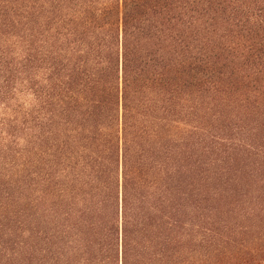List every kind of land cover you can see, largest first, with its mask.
Segmentation results:
<instances>
[{"label": "trees", "instance_id": "trees-1", "mask_svg": "<svg viewBox=\"0 0 264 264\" xmlns=\"http://www.w3.org/2000/svg\"><path fill=\"white\" fill-rule=\"evenodd\" d=\"M255 217L264 0H0V264H190Z\"/></svg>", "mask_w": 264, "mask_h": 264}, {"label": "rangeland", "instance_id": "rangeland-1", "mask_svg": "<svg viewBox=\"0 0 264 264\" xmlns=\"http://www.w3.org/2000/svg\"><path fill=\"white\" fill-rule=\"evenodd\" d=\"M210 126H212L210 124ZM215 128V127H214ZM201 153L204 157V161H212L211 166L202 165L201 171L196 169L195 173L197 178H192L193 183L201 182L204 183L210 191V195L213 194L215 189L218 187V180L220 178L221 167L214 165V157H217L216 152L213 153L215 149H210L207 152L206 148H203L201 143ZM243 164H248L246 168L250 169L251 161L250 159L245 160ZM241 165V164H240ZM210 169V177L208 181L205 179V174L207 169ZM206 169V171L202 170ZM204 171V173L202 172ZM209 193V192H208ZM206 196H209L207 194ZM211 206H207L208 209L204 210V213L209 215L210 209L214 206H218V203H210ZM209 212H208V211ZM216 211V210H215ZM195 218V223H197L202 217L201 214H197ZM213 218L214 211H213ZM261 217L250 218L249 220L235 219L231 221L233 223L232 230L243 229L246 227V231H251L249 233L240 234L237 232L233 233L228 239L217 237L213 242L209 244L202 243V234L200 232L201 228L195 227L191 233L192 239H190L189 244V262L190 264H264V222H261ZM205 216L202 217L200 222H204ZM243 226H245L243 228ZM215 229L218 232V227Z\"/></svg>", "mask_w": 264, "mask_h": 264}]
</instances>
